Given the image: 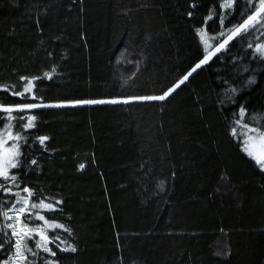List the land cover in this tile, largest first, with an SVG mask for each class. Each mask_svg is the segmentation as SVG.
I'll use <instances>...</instances> for the list:
<instances>
[{"label":"trees","instance_id":"obj_1","mask_svg":"<svg viewBox=\"0 0 264 264\" xmlns=\"http://www.w3.org/2000/svg\"><path fill=\"white\" fill-rule=\"evenodd\" d=\"M189 2L0 0V86L55 67L36 82L47 103L160 94L202 57L195 29L220 12L219 0ZM229 48L165 102L34 110L39 167L24 183L64 201L78 251L53 247L60 264H264V171L231 134L225 95L240 89L245 122L264 114V65L246 44ZM20 102L0 91V104ZM36 135L51 137L47 151Z\"/></svg>","mask_w":264,"mask_h":264},{"label":"snow or ice","instance_id":"obj_2","mask_svg":"<svg viewBox=\"0 0 264 264\" xmlns=\"http://www.w3.org/2000/svg\"><path fill=\"white\" fill-rule=\"evenodd\" d=\"M236 5L237 0H219V13L215 12V8L209 9L203 18V25L195 29L203 45L202 57L160 94L47 103L37 94L36 82L53 79L55 67L44 72L42 76H20L19 80L23 82L21 90H16L15 85L0 86V91L10 92L12 96L25 101L10 105L0 104V123L3 124L0 130V264H60L56 259L57 251L60 253L78 251L74 229L70 226L71 220L63 212V199L45 195L42 190L24 183L28 172L35 171L33 166L39 167L36 158H29L32 145L28 143L26 134L38 126V116L34 114V110L66 106L165 102L185 85L194 73L209 65L214 58L222 59L220 54L229 53V45L234 40L246 44L248 49L253 50L250 54L253 59L264 65V40L261 39L264 37V0H241L238 13ZM188 7L195 10L199 4L196 0H190ZM192 10L187 12L189 18L193 16ZM214 17L217 18L219 28L213 29L210 34L207 26ZM49 55L51 56V53ZM236 59L239 57H233V60ZM261 70H264V67ZM243 71L248 72V66H244ZM255 82L254 75L247 79L248 84ZM223 83L229 82L224 80ZM239 91V88L231 85L225 90L228 103L238 108L231 134L241 140L243 151L255 161L261 171H264V124L259 123L264 120V114L252 115L251 123L245 122L247 109L236 99ZM220 103L224 104L225 101L221 100ZM14 113L16 115H13ZM50 139L51 137L47 135H36L33 143L43 152L47 151L46 142ZM84 167V164L79 165L80 169ZM53 247L57 251H54Z\"/></svg>","mask_w":264,"mask_h":264}]
</instances>
